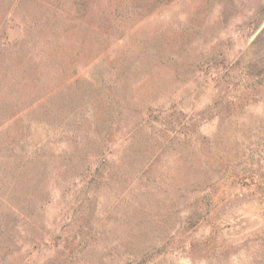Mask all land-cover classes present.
<instances>
[{"label": "rangeland", "instance_id": "obj_1", "mask_svg": "<svg viewBox=\"0 0 264 264\" xmlns=\"http://www.w3.org/2000/svg\"><path fill=\"white\" fill-rule=\"evenodd\" d=\"M0 264H264V0H0Z\"/></svg>", "mask_w": 264, "mask_h": 264}]
</instances>
